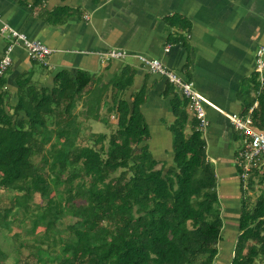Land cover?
I'll list each match as a JSON object with an SVG mask.
<instances>
[{
  "label": "trees",
  "instance_id": "16d2710c",
  "mask_svg": "<svg viewBox=\"0 0 264 264\" xmlns=\"http://www.w3.org/2000/svg\"><path fill=\"white\" fill-rule=\"evenodd\" d=\"M133 74L125 65L114 79L121 92L115 104L118 126L99 148L82 144L74 124L77 98L90 82L87 71L59 75L51 89L38 88L24 71L16 78L14 105L6 76L0 75V187L12 192L0 197V224L8 227L20 210L33 213L31 239L20 242L33 264H264V197L253 205L241 199L234 246L219 258L224 215L197 119L192 117L193 127L185 132L187 99L174 95L175 119L169 125L174 156L165 171V162L159 164L143 144L149 137L140 109L144 87L130 103L124 98ZM253 117L262 126L264 94ZM99 137L102 141L105 134ZM57 205L81 227L59 228L52 211ZM38 222L44 224L39 234ZM4 256L0 248V264Z\"/></svg>",
  "mask_w": 264,
  "mask_h": 264
},
{
  "label": "crops",
  "instance_id": "0c3cea01",
  "mask_svg": "<svg viewBox=\"0 0 264 264\" xmlns=\"http://www.w3.org/2000/svg\"><path fill=\"white\" fill-rule=\"evenodd\" d=\"M28 1L0 0V25L8 22L52 51L43 63L30 58L20 42L12 44V61L4 72L10 105L18 100L16 78L24 71L31 73L38 88L47 89L59 75L87 71L90 82L74 107L82 142L88 139L87 132H93L95 121H116L115 104L121 92L113 82L127 65L134 74L124 98L130 103L133 93L144 87L140 109L149 137L143 144L159 164L165 162L166 171L174 156L169 129L175 119L172 100L182 94L136 55L158 58L192 81L211 102L205 105L209 124L201 133L217 177L223 234L227 248H233L241 199L249 198L253 205L264 197V163L246 181L240 178L236 159L242 136L224 112L253 115L264 94V82L254 70L256 49L264 45V0H39L33 5V0ZM9 41L0 34V55ZM108 48L129 54L124 59H102L100 52ZM184 108L189 115L184 130L190 132L195 116L187 104ZM18 115L26 116L24 111ZM255 123L264 130V121L262 126Z\"/></svg>",
  "mask_w": 264,
  "mask_h": 264
},
{
  "label": "built area",
  "instance_id": "2783aa9c",
  "mask_svg": "<svg viewBox=\"0 0 264 264\" xmlns=\"http://www.w3.org/2000/svg\"><path fill=\"white\" fill-rule=\"evenodd\" d=\"M0 34L7 35L10 41L2 49L0 55V75L4 74L11 64V49L14 42H20L26 49L28 56L34 60L47 63V56L52 48L39 39L30 38L8 22H2L0 25ZM165 49H168L166 47ZM128 52L120 48H108L100 52L102 59H124ZM138 59L147 68L157 72L165 79L177 87L180 93L187 99V107L192 111L197 119L196 129L204 131L209 124L205 112V105L211 104L190 80L181 77L174 69L166 66L161 60L155 57H149L144 54H137ZM255 68L258 72L261 82H264V45H259L255 52ZM233 127L242 136V147L238 153L236 164L241 169L239 175L243 181H246L249 174L259 168L264 163V130L259 128L251 113L241 114L237 112H224Z\"/></svg>",
  "mask_w": 264,
  "mask_h": 264
},
{
  "label": "rangeland",
  "instance_id": "374dc122",
  "mask_svg": "<svg viewBox=\"0 0 264 264\" xmlns=\"http://www.w3.org/2000/svg\"><path fill=\"white\" fill-rule=\"evenodd\" d=\"M95 101L96 99H94V102ZM115 112L117 114V111ZM94 124L95 125L93 128L94 129L93 132L92 131L87 132L88 139H84L82 141V144H89L94 146L95 148H99L101 142L107 144L110 133L116 129L118 123H117V119L116 121L106 119L100 122L95 121ZM100 134H105V138H103L102 141L99 138ZM80 135L81 136L83 135L81 131H80ZM44 172L46 173V171ZM8 194H12V192H10V190L0 187V197ZM36 201L37 202L39 201L41 204H43L45 200L40 199V197H36ZM78 201L81 202V200ZM33 208L36 210V206ZM52 211L56 214L57 218H60L61 222L59 228L64 227L68 232V230H72L76 227H81V224L79 222L75 224L71 223L72 221H70L69 215L68 213H66V209L62 205H57L52 207ZM16 216H17L16 220L11 222L8 227L0 224V248L5 253V256L2 258V261L4 264H25L26 261L28 260L29 264H33L32 257H26L22 252L23 250L25 251L28 247L21 246L20 242L22 241L23 243H25L26 242L25 240L29 238L31 239L32 233L29 232L28 228L30 226L29 223L32 222L34 215L29 210H25V211L20 210L17 212ZM43 230H44V224L42 222H38V224L36 225V231L34 232L39 234ZM17 233L18 235H16ZM82 236H85V234H83ZM223 238H224L223 242L221 241L219 244L220 248L217 255L219 256V258L226 257L228 253V251L225 252L228 247L227 246L228 238H226V235L224 234H223ZM224 245L225 247H223ZM40 252H42V250H40ZM227 261L228 260L219 261V262L216 261L215 263L223 264L226 263Z\"/></svg>",
  "mask_w": 264,
  "mask_h": 264
}]
</instances>
